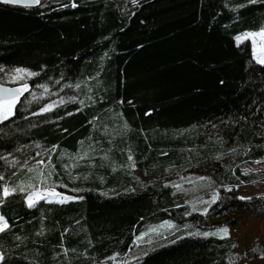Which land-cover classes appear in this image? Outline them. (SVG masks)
<instances>
[{
	"label": "trees",
	"instance_id": "trees-1",
	"mask_svg": "<svg viewBox=\"0 0 264 264\" xmlns=\"http://www.w3.org/2000/svg\"><path fill=\"white\" fill-rule=\"evenodd\" d=\"M262 29L264 0L0 2V67L38 73L0 124V192L16 189L0 196V264H112L161 222L196 231L264 217V194L235 189L264 176L243 171L264 158V65L235 39ZM187 175L218 195L205 213L168 183ZM38 188L77 198L30 207ZM237 247L187 233L127 264L264 256L262 243Z\"/></svg>",
	"mask_w": 264,
	"mask_h": 264
},
{
	"label": "rangeland",
	"instance_id": "rangeland-1",
	"mask_svg": "<svg viewBox=\"0 0 264 264\" xmlns=\"http://www.w3.org/2000/svg\"><path fill=\"white\" fill-rule=\"evenodd\" d=\"M260 32V31H257ZM246 31L238 34V36H243L245 33H257ZM235 37V39H236ZM252 45L253 50V58L256 60V56L261 55V50L264 48V37L255 36L248 39ZM263 58V56L261 57ZM20 68V67H18ZM2 71H0V83H4L11 87H20L22 84L26 83L30 77H27L24 81H20L17 83H12L9 81V76L13 73L14 69L10 67H0ZM25 69V68H21ZM28 70V69H26ZM29 71V70H28ZM31 72V71H30ZM7 81V82H6ZM264 168V158L262 160L257 161L254 165L245 167L243 171L245 173L256 172L260 169ZM210 173V170L203 171L201 175H206ZM209 179H200L198 176H180L179 178H175L172 181L168 182L171 185L175 186L177 189L184 192L186 196V201L190 205L193 211H198L200 213H205V209L213 202V196H216V192H210L211 183L208 181ZM179 186V188L177 187ZM239 196L241 197H249L254 195H263L264 194V176L259 180L253 183H241L235 187ZM114 190H108L107 193H113ZM206 192H209L206 196ZM55 193V195L53 194ZM210 194V196H209ZM66 197H70L71 199H76L77 196L68 193H61L55 189H41L38 188L31 192L26 197V202L29 204L30 200L33 203L44 199L48 201H67L71 199L65 200ZM195 209V210H194ZM226 217L218 218V219H209L204 222V225L209 226H217L215 228L208 229H198L196 231H187V229H179L172 225L171 222H161L153 227H149L140 233L134 242V246L131 250L119 257H113L112 264H127L130 261L142 256L148 250L153 247L160 245L162 243H167L168 241L180 237L181 235H186L187 233H212L217 229L222 227H227L229 232L228 236L233 237L237 243V251L240 252L244 248L251 246L254 243H262L264 245V217H253L248 212H240L238 213L237 222L233 226H225V225H215L216 222L224 221ZM0 226H3V222H0ZM223 233L219 235H209L214 237H220ZM203 236V235H200ZM140 237V239H137ZM205 237V236H204ZM208 237V236H207ZM240 264H264V256L256 259L245 260L241 259L239 261Z\"/></svg>",
	"mask_w": 264,
	"mask_h": 264
},
{
	"label": "snow or ice",
	"instance_id": "snow-or-ice-1",
	"mask_svg": "<svg viewBox=\"0 0 264 264\" xmlns=\"http://www.w3.org/2000/svg\"><path fill=\"white\" fill-rule=\"evenodd\" d=\"M3 2L10 3V4L25 2L26 6H33V5L40 4L41 0H3ZM131 2L133 4H137L138 0H131ZM252 2H255V0H252ZM72 6L75 7L76 5L73 4ZM255 36L264 37V29H262L260 32H257V33H245L242 37L241 36L236 37L237 44L239 45L244 39H248V38L255 37ZM262 56H264V48H262L261 50V55L256 56L257 62L260 63L261 65H264V58H261ZM0 71H2V69H0ZM35 75H38V73H33L26 69L17 68V69H14L13 73L9 76V81L12 83H17L20 81H24L27 77H32ZM42 87H44L45 91H47V86H42ZM24 92H30L29 86L26 83L22 84L20 87H15V88H7V87H4V83H0V124H2L4 121L8 120L11 116L15 114L14 113L15 105L17 103H20L18 98L22 96ZM33 99H36L34 95H33ZM60 103H64V101H61ZM55 106H56L55 104L48 105L47 107L42 108L41 112H49ZM129 159H131V157H129ZM3 179L4 177L0 176V180H3ZM200 179H207V178L200 177ZM177 187L179 188L178 185ZM231 190L232 189L230 188L228 189V191H231ZM15 191L16 189L9 190L8 187H3L2 192H0V196H2L3 198H7L8 196L12 195ZM53 194L55 195V193ZM217 198H218V195L213 196V202H215ZM67 199H71V198L66 197L65 200ZM241 199H251V198L241 197ZM61 202H64V201H61ZM29 206L30 207L32 206L31 200H30ZM206 211L207 209H205V212ZM0 222H3V226H0V231H3L4 227H6V221H4V217L0 216ZM228 232L229 230L227 227H222L212 233L197 232V233H190V235H203L207 237L209 235H219L220 233H223V235L220 236V238L223 239L228 236ZM137 239H140V237H138ZM173 243H175V241H173ZM233 247H235V245H233ZM0 259H2V257H0Z\"/></svg>",
	"mask_w": 264,
	"mask_h": 264
},
{
	"label": "water",
	"instance_id": "water-1",
	"mask_svg": "<svg viewBox=\"0 0 264 264\" xmlns=\"http://www.w3.org/2000/svg\"><path fill=\"white\" fill-rule=\"evenodd\" d=\"M0 2L4 3L3 0H0ZM6 4H10V3H6ZM11 5H17V6H25V7H33V6H36V5H33V6H26V3L25 2H21V3H15V4H11ZM4 87H7V88H13L9 85H6L4 84Z\"/></svg>",
	"mask_w": 264,
	"mask_h": 264
}]
</instances>
